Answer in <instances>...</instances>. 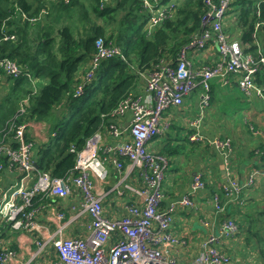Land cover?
Listing matches in <instances>:
<instances>
[{
  "label": "built area",
  "instance_id": "obj_1",
  "mask_svg": "<svg viewBox=\"0 0 264 264\" xmlns=\"http://www.w3.org/2000/svg\"><path fill=\"white\" fill-rule=\"evenodd\" d=\"M164 0H144V6L152 13L151 22L157 23L167 17L168 7ZM233 0H203L204 13L200 28L191 35L176 55V61L162 59L155 69L145 76V93L131 91L107 116L109 124L105 131H97L81 150L75 146L71 151L77 153L75 171L64 177L53 176L50 171H40L36 166L35 147L37 139L29 140L30 122L19 125L13 121L0 138V169H8L14 176V182L0 185V264H11L18 252L5 236V231L38 229L36 211L29 209L36 195L42 193L47 197L69 198L74 192L82 196L81 211L90 216V233L86 237H64V226L58 228L59 237L53 238L58 258L54 264H181L172 249L186 242L171 231L175 217L176 204L163 208V181L168 168V159L150 149V142L160 130L164 111L185 103L192 92L201 89L198 118L191 121L196 128L203 119L202 112L209 106L213 79L219 77L228 81L234 74L238 77L240 89L249 96L264 102V41H257V50L249 51L251 45L231 35L226 29V20ZM264 21L256 22L254 37ZM264 33V31H263ZM15 35H10L14 38ZM8 38V37H7ZM214 45L218 58L212 62L196 65L193 56ZM249 49V50H247ZM124 58L117 45H106L104 40L97 41V51L92 58L83 80L77 85L74 97L84 94L86 86L96 77L102 62L110 57ZM0 65L6 74L19 77L22 70L19 65L0 55ZM27 100H25L26 102ZM23 112V111H22ZM130 113L131 118L126 120ZM128 139L120 144L103 142L104 133ZM56 132L50 133L54 136ZM193 141H204L199 132L190 134ZM50 140V139H49ZM224 157L225 181L222 191L228 197L234 195L235 201L244 204L247 192L253 188L259 176L264 175V168H253L241 183L233 175L231 157L234 155L231 137H214L209 140ZM16 143V147L12 144ZM102 153L104 156H102ZM119 157L129 159L131 168L139 167L145 185L136 188L125 184L126 190L138 198L125 207V215L120 219L110 218L104 213V194L95 190L93 176L105 179L108 175L107 162L112 160L117 168L123 167ZM1 159H4L2 162ZM35 180V181H34ZM202 175L197 174L192 183V191L202 189ZM181 207H194L191 193L176 200ZM215 206L221 211V197L215 194ZM56 217L64 218L65 212L59 211ZM235 219L223 222L224 234L237 233ZM217 237L212 235L203 243L202 252L195 256L194 264H228L231 257L221 253L215 244ZM112 241V244H110ZM39 249L32 254L25 264H37V254L46 242L39 241Z\"/></svg>",
  "mask_w": 264,
  "mask_h": 264
},
{
  "label": "trees",
  "instance_id": "obj_2",
  "mask_svg": "<svg viewBox=\"0 0 264 264\" xmlns=\"http://www.w3.org/2000/svg\"><path fill=\"white\" fill-rule=\"evenodd\" d=\"M86 2L0 0V55L22 70L21 76L13 77L0 65V86L4 87L0 93V138L13 121L16 125H51L56 134L46 143L36 142L35 161L40 171H50L53 176L76 173L77 153L71 148L79 151L97 131H105L110 122L106 115L136 91L142 73L153 71L162 59L176 61L178 51L200 28L204 13L203 0H164L167 17L152 23L144 0ZM230 7L227 31L232 36V29L240 31V36L234 37L248 42L251 49L247 50L256 51L259 37L254 33L256 22L264 21V0H234ZM141 11L148 16L135 26ZM76 15L84 19L83 26L74 23ZM259 30L264 31V24ZM12 34L14 38H10ZM100 39L106 45L119 46L124 58L104 60L100 76L96 79L97 70L84 94L74 97L92 66ZM259 79L264 80V74H259ZM72 101H77L72 113L57 122L56 109L68 108ZM26 136L34 139L30 131ZM7 174L12 173L0 169V182ZM49 198L36 195L29 209L36 211L35 206Z\"/></svg>",
  "mask_w": 264,
  "mask_h": 264
},
{
  "label": "crops",
  "instance_id": "obj_3",
  "mask_svg": "<svg viewBox=\"0 0 264 264\" xmlns=\"http://www.w3.org/2000/svg\"><path fill=\"white\" fill-rule=\"evenodd\" d=\"M217 58L218 52L214 45L193 56L196 65L209 63ZM231 75L228 77L229 82L219 77L213 79L210 103L202 112L203 119L197 129L190 124L201 112V89H198V96L190 95L183 105L172 107L164 113L159 125L160 130L150 142L151 150L165 155L168 159L161 205L167 208L172 203L177 205L171 232L186 242L175 246L171 254L181 264H194L195 256L202 252L203 243L212 235L217 237L213 246L231 257L228 264H264V175L259 176L256 185L247 192L244 204L232 201L234 195L227 197L222 191V184L225 181L223 154L209 145V140L217 136L233 139V145H237L235 155L231 157L233 175L241 183L245 182L251 169L264 168V105L259 107L255 97L247 95L240 89L238 77L232 78ZM145 81L144 83L139 81L135 88L136 92H146ZM239 89L246 98L240 97ZM237 100L239 104L244 101L251 103L246 107L242 105V112L233 115L235 113L233 106L237 104L234 102ZM228 102L231 105H228ZM253 107L257 116L249 119L247 109ZM64 111V108L56 109L57 117L62 116ZM241 115L245 127L239 121ZM130 118L131 114L128 113L125 119ZM250 123H253L256 131L248 129ZM197 131L205 137L204 141L190 139V134ZM30 132L37 142L46 143L50 139L52 126L46 122H32ZM103 139L104 143L120 144L128 139V135L115 138L105 132ZM119 158L123 162L122 168H117L114 162L109 160L106 178L101 180L93 176L95 190L105 195L103 200L105 215L115 219L122 218L126 205L138 198L130 191L119 193L120 190H126L125 184H131L136 188L145 185L141 169L131 168L128 158ZM197 174L202 175L204 186L200 190L192 191V183ZM13 182L14 176L7 174L1 179L0 185H9ZM190 193L194 207H181L177 204L176 200ZM215 194L221 197L223 211L214 204ZM81 199L82 196L77 192L67 199L50 197L35 206L37 230L5 231L8 242L18 252L16 260L11 264H25L40 248L39 241L47 244L38 252L35 262L54 264L58 254L52 239L60 236L57 232L61 225L64 226L62 231L64 237L88 236L91 218L86 212L79 214ZM59 211L65 212L64 218L56 217ZM229 218L235 219L238 231L227 235L222 232V226Z\"/></svg>",
  "mask_w": 264,
  "mask_h": 264
},
{
  "label": "rangeland",
  "instance_id": "obj_4",
  "mask_svg": "<svg viewBox=\"0 0 264 264\" xmlns=\"http://www.w3.org/2000/svg\"><path fill=\"white\" fill-rule=\"evenodd\" d=\"M234 1V0H233ZM232 1V2H233ZM253 1H259V0H253ZM85 3L87 4V2H86V0H85ZM235 8V7H234ZM229 9H231V7L229 8ZM139 15V18L134 22V24H135V26L136 25H138L141 21H142V18H143V16L144 15H146V16H148V13H146V12H140V14H138ZM32 20H34V19H32ZM74 20H76V21H74V23L76 24V25H78V26H83V24H84V19L82 20V18H81V16H79V15H76L75 16V18H74ZM68 22V21H67ZM227 26H228V28L230 29H232V26H233V24H232V21H230V20H228L227 21ZM232 33H233V35L236 37V36H240V31H237L236 29H232ZM258 41H259V43L261 44V46L263 45V41H264V33H263V31H261V30H259L258 31ZM102 70H103V67L101 66V67H99V69H98V75H97V77H96V79L100 76V74H101V72H102ZM142 77V78H141ZM140 77V82H142V83H144V81H145V76H141ZM231 77L232 78H236V75H231ZM4 87L3 86H0V93H2L3 91H4V89H3ZM239 91H240V93H241V96L240 97H242V98H246V96L241 92V90L239 89ZM198 94H199V90H195L194 92H192V94H191V96H193V95H196V96H198ZM190 96V97H191ZM256 101H258V103H259V107H262V105H264V103L261 101V100H259L258 98H254ZM238 101V100H237ZM234 102V103H237V104H235L234 106H233V111L235 112L233 115H235L236 113H241L242 112V109H243V106L244 107H246L249 103H251V102H249V101H244V102H241V104H239V101L238 102ZM76 105H77V101H72L71 103H70V105L68 106V108H66V107H64V109H65V111H64V114L62 115V116H60L59 118H58V120H57V122H59V121H63L65 118H67L71 113H72V111L74 110V108L76 107ZM228 105H231V103H229L228 102ZM243 105V106H242ZM169 109H167L166 111H164V113L165 112H167ZM198 114H199V112H200V110L198 109ZM164 113H163V115H164ZM206 114V113H205ZM250 115V116H249ZM232 116V115H231ZM247 116H248V118L250 119L251 117L253 118V117H256L257 116V114L255 113V108L253 107V108H248L247 109ZM242 117H243V115H241V120H239V121H241V125L242 126H244L245 127V122H242ZM259 121V120H258ZM260 122V121H259ZM261 123V122H260ZM249 127L250 128H252L253 129V131H256L257 129H254V127H253V123H250L249 125H248V129H249ZM260 130V129H259ZM236 148H237V145L236 146H234V155H235V151H236ZM234 163V162H233Z\"/></svg>",
  "mask_w": 264,
  "mask_h": 264
},
{
  "label": "water",
  "instance_id": "obj_5",
  "mask_svg": "<svg viewBox=\"0 0 264 264\" xmlns=\"http://www.w3.org/2000/svg\"><path fill=\"white\" fill-rule=\"evenodd\" d=\"M35 164H36V166L38 167L37 163H35Z\"/></svg>",
  "mask_w": 264,
  "mask_h": 264
}]
</instances>
